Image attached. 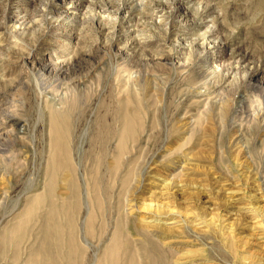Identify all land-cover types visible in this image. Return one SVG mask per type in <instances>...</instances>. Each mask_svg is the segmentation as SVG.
Masks as SVG:
<instances>
[{
	"label": "rangeland",
	"instance_id": "obj_1",
	"mask_svg": "<svg viewBox=\"0 0 264 264\" xmlns=\"http://www.w3.org/2000/svg\"><path fill=\"white\" fill-rule=\"evenodd\" d=\"M263 79L264 0H0V264L38 246L53 117L82 264L118 222L165 264H264Z\"/></svg>",
	"mask_w": 264,
	"mask_h": 264
},
{
	"label": "bare ground",
	"instance_id": "obj_2",
	"mask_svg": "<svg viewBox=\"0 0 264 264\" xmlns=\"http://www.w3.org/2000/svg\"><path fill=\"white\" fill-rule=\"evenodd\" d=\"M130 2V1H129ZM134 3V2H133ZM105 4V3H104ZM125 4V3H124ZM123 4V5H124ZM138 4V3H137ZM127 5V4H126ZM139 8H140V4ZM120 6V5H119ZM111 7V6H110ZM76 9V8H75ZM108 10V9H107ZM75 11V10H74ZM120 11V10H118ZM140 11V10H139ZM138 11V12H139ZM119 13V12H118ZM161 13V12H160ZM158 15V14H157ZM115 16V14H114ZM102 17V16H100ZM98 17V18H100ZM115 18V17H114ZM113 18V19H114ZM123 18V17H122ZM109 19H111L109 17ZM121 19V18H120ZM165 19V18H164ZM119 20V19H118ZM116 19L115 25L120 26L122 23ZM124 20V19H123ZM122 21V20H121ZM162 21V20H161ZM112 22V21H111ZM129 23V22H128ZM162 23V22H161ZM159 24V23H158ZM114 25V26H115ZM165 25V24H164ZM135 26V25H134ZM155 26V25H154ZM133 27V26H132ZM167 27V26H166ZM114 29V28H113ZM135 29V28H134ZM116 30V29H115ZM120 30V29H119ZM126 30V29H125ZM122 32V31H120ZM167 32V31H166ZM114 33V32H113ZM117 34V33H116ZM122 34V33H121ZM126 34V33H125ZM213 34V33H212ZM145 35V34H144ZM113 36V35H112ZM122 36V35H121ZM206 36L204 37V41L206 39ZM144 38V37H143ZM142 38V39H143ZM150 38V37H149ZM173 38V37H172ZM217 38V37H216ZM121 39V38H120ZM179 40V36L177 38ZM130 40V39H129ZM139 40V39H138ZM141 40V39H140ZM144 40V39H143ZM149 40V39H148ZM176 40V39H175ZM181 40V38H180ZM138 42V41H137ZM141 42V41H140ZM176 42V41H175ZM221 42V41H220ZM180 44H184L183 41L179 42ZM145 44V43H144ZM147 44V43H146ZM151 44V42H150ZM153 44V43H152ZM174 44V43H173ZM139 45V44H138ZM142 45V44H141ZM200 45V44H199ZM203 48H208L204 47L205 44L204 42L202 43ZM211 46V45H210ZM143 48V46H141ZM145 47V45H144ZM147 48V47H146ZM203 49V50H204ZM145 50V49H144ZM205 51V50H204ZM218 54V53H217ZM213 56V54H212ZM217 59V58H216ZM215 59V60H216ZM220 61V60H219ZM205 63V62H204ZM203 64V63H202ZM208 65V63H207ZM204 66V65H203ZM211 71L219 70L218 68L219 65L218 63L216 64L215 61L210 60L209 66ZM208 70V69H207ZM210 71V72H211ZM222 71V70H221ZM207 73V72H206ZM256 73V72H255ZM232 74V73H231ZM229 77V76H228ZM262 78V77H261ZM250 80V79H249ZM261 80V79H260ZM257 82V81H256ZM255 82V87H259L260 89L263 90L264 92V79L262 82H259L256 84ZM254 83V82H253ZM252 83V85H253ZM251 86V83H250ZM258 88V89H259ZM259 89V90H260ZM261 91V90H260ZM116 108V107H115ZM241 110V109H240ZM108 111V110H107ZM113 111V109H112ZM245 111V110H244ZM58 112V111H57ZM105 112V111H104ZM246 112V111H245ZM55 113V112H54ZM107 113V112H106ZM113 113V112H112ZM116 113V112H115ZM105 114V113H103ZM238 114V112H237ZM114 115V114H113ZM53 116V115H52ZM50 117V115H49ZM66 117V116H65ZM115 118V117H114ZM63 119V117H62ZM66 119V118H65ZM116 119V118H115ZM51 120V118H50ZM114 122V119H112ZM50 135H51V145L53 149V156H52V163L53 165L50 167L51 168V173H49V185L45 187V189L42 191L41 194H39L34 201H32L30 204L35 206L36 210H41L43 205L48 204V209L43 210L42 214L38 215L39 216V221L42 225L41 231L39 234V242L38 246L36 247V250L32 252V255L28 258V261L26 264H82V256H83V250L80 249L78 251L77 247V241H76V235H75V219H74V212L76 208V203L75 199H77V188L76 184L74 181V173L72 169V165L70 161L68 160L69 157L66 155L69 151H66V154L63 153L62 148L65 146L64 142L65 141V132L62 130L63 122H60V119L57 117H53L52 121H50ZM106 122V121H105ZM67 125V121L64 122ZM69 123V122H68ZM100 123V122H99ZM116 123V122H115ZM104 125V124H103ZM106 125V124H105ZM2 126V125H1ZM16 126V125H15ZM64 127H68L65 126ZM107 126H105L106 128ZM103 128V127H102ZM5 129V128H4ZM15 129V128H13ZM70 129V128H69ZM108 129V128H107ZM110 129V128H109ZM65 130V128H64ZM95 130V129H94ZM98 130V129H97ZM6 131V130H5ZM69 132V130H68ZM97 132V131H95ZM1 133V132H0ZM3 133V132H2ZM15 133V132H13ZM100 133V132H99ZM5 134V132H4ZM3 134V135H4ZM12 135V133H6L8 136ZM18 134V133H17ZM16 134V135H17ZM115 134V133H114ZM113 134V135H114ZM100 134H98L99 136ZM104 135V133H103ZM111 135V134H110ZM109 135V136H110ZM112 135V136H113ZM129 135V134H128ZM1 136V135H0ZM5 136V135H4ZM3 136V137H4ZM2 137V136H1ZM95 137V136H94ZM105 137V136H104ZM12 138V137H11ZM68 138V136H67ZM100 138V137H99ZM93 136L92 140L93 141ZM1 140V139H0ZM103 140V138H102ZM105 140V139H104ZM2 141V140H1ZM68 141V140H67ZM100 141V140H99ZM50 142V141H49ZM121 142V141H120ZM92 144V143H91ZM2 146V145H1ZM90 146V145H89ZM119 150L118 144L116 145ZM122 146V145H121ZM101 147V146H100ZM65 148V147H64ZM63 148V149H64ZM108 149V148H107ZM5 150V149H4ZM66 149H64L65 151ZM90 150V149H89ZM100 151V150H99ZM88 152V151H87ZM108 152V151H107ZM115 154V153H114ZM72 156L71 154H69ZM88 156V155H87ZM98 158V157H97ZM98 160V159H97ZM100 161V160H99ZM72 162V161H71ZM114 162V161H113ZM97 163V162H96ZM99 163V162H98ZM108 163V162H107ZM99 166V164H98ZM107 166V165H106ZM114 166V165H112ZM112 166H110L112 168ZM76 168V167H75ZM60 169H64L66 171V176L60 175ZM88 170V168H87ZM96 170V168H95ZM112 170V169H111ZM110 170V171H111ZM63 171V170H62ZM107 171V170H106ZM96 173V172H95ZM94 173V174H95ZM101 174V172H100ZM103 175V174H102ZM78 176V175H77ZM64 177V186L66 187V192L64 191H58L57 192V187L59 183V178ZM90 177V175H89ZM95 177V176H94ZM80 178V177H79ZM100 178V177H99ZM102 178V177H101ZM94 180V178H93ZM92 181V180H91ZM102 181V179H101ZM81 182V181H80ZM90 182V181H89ZM46 183V182H45ZM103 183V182H102ZM109 183V182H108ZM101 184V183H100ZM112 185V184H111ZM103 186V185H102ZM90 187V186H89ZM92 188V187H91ZM97 189V188H96ZM29 190V189H28ZM90 191V190H89ZM113 191V190H112ZM95 193L97 191H94ZM109 193V192H108ZM36 195V194H35ZM1 197V196H0ZM5 197V196H4ZM35 197V196H33ZM96 197V194H95ZM99 204L100 207L102 208L103 203L102 200H100L103 196L102 191L100 190L99 192ZM71 198V199H70ZM103 199V198H102ZM84 200V199H83ZM59 201V203H58ZM61 201V202H60ZM72 201V202H70ZM80 202V201H79ZM105 203V199L103 200ZM47 203V204H46ZM84 204V202H83ZM115 204V203H114ZM110 205V204H109ZM29 206V205H28ZM114 206V205H113ZM16 207V206H15ZM21 208V207H20ZM20 210V209H18ZM114 210V209H113ZM128 211V210H127ZM126 211V212H127ZM85 212V210H84ZM114 212V211H113ZM19 213V212H18ZM66 215L67 219L65 222L62 220L61 215ZM131 214V213H130ZM114 215V214H113ZM85 216V215H84ZM22 217V216H21ZM118 217V215H117ZM15 218V217H13ZM88 218V216H87ZM86 218L85 220V226H84V234L86 232L90 233V229H88V224L89 220ZM17 219V218H16ZM25 219V218H24ZM23 219V220H24ZM91 221V220H90ZM21 222V221H20ZM112 222V221H111ZM118 222V221H117ZM116 222V223H117ZM127 223V222H126ZM103 224V223H102ZM123 224V223H122ZM91 225V224H90ZM32 226V225H31ZM81 227V225H80ZM82 228V227H81ZM112 228V226H111ZM116 230L113 236L110 238L109 244L102 249L101 254L96 256V264H165L166 262V257H165V252L161 249V245L159 243H154L149 240V235H146L145 229L140 228L138 230V233L142 235V240H140V244L136 247L131 248H126V244H128L129 241H126L128 237L126 234L123 233L121 223L118 222L115 226ZM39 229V228H38ZM65 231V232H63ZM107 231V230H106ZM112 231V230H111ZM137 231V230H136ZM67 232V233H66ZM66 233V234H65ZM108 233V231H107ZM64 234L66 236H64ZM68 234V235H67ZM77 234V233H76ZM27 236L29 234L27 233ZM26 236V237H27ZM100 236V235H99ZM106 236V235H105ZM104 236V237H105ZM126 236V237H125ZM25 237V239H26ZM103 238V237H102ZM6 239V238H5ZM29 239V237H27ZM31 240V238H30ZM105 241V240H104ZM29 242V241H27ZM9 243V242H8ZM103 243V242H102ZM2 244V243H1ZM86 244V243H85ZM97 244V243H96ZM101 244V243H100ZM30 245V244H29ZM102 245V244H101ZM1 246V245H0ZM29 247V246H28ZM92 248V247H91ZM28 250V249H27ZM96 251V250H94ZM27 252V251H26ZM98 253V252H97ZM13 254V253H11ZM10 254V255H11ZM26 254V253H25ZM89 254L92 255L91 250ZM21 255V254H19ZM97 255V254H95ZM27 256V255H26ZM6 258V257H5ZM91 258V257H90ZM89 259V257H88ZM87 259V261H88ZM20 261V259H17ZM8 261V260H7ZM90 261V259H89ZM88 261V262H89ZM24 262V261H23ZM93 262V261H92ZM84 263V262H83ZM93 264V263H92Z\"/></svg>",
	"mask_w": 264,
	"mask_h": 264
}]
</instances>
